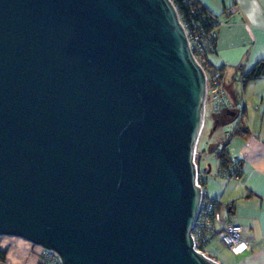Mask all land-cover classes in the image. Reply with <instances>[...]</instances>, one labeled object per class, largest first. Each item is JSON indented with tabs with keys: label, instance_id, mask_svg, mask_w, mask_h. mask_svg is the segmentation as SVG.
<instances>
[{
	"label": "water",
	"instance_id": "water-1",
	"mask_svg": "<svg viewBox=\"0 0 264 264\" xmlns=\"http://www.w3.org/2000/svg\"><path fill=\"white\" fill-rule=\"evenodd\" d=\"M205 96L171 0H0V237L62 264H220L191 237Z\"/></svg>",
	"mask_w": 264,
	"mask_h": 264
},
{
	"label": "crops",
	"instance_id": "crops-1",
	"mask_svg": "<svg viewBox=\"0 0 264 264\" xmlns=\"http://www.w3.org/2000/svg\"><path fill=\"white\" fill-rule=\"evenodd\" d=\"M195 1L219 22L216 50L207 61L212 69H222L221 83L229 99V107L223 111L234 113L231 130L244 111L242 117L248 128L244 139L233 138L226 147L234 162H242L241 177L235 180L218 176L216 161L211 178L214 184L203 180V189L210 199L219 202L221 214L242 228V239L254 245L249 252L237 254L214 243L217 255L212 259H220L221 264H264V75L248 79L251 71L264 64V0ZM210 117L213 127V113ZM219 128L217 125L210 135ZM227 135L225 140L211 143L208 150L222 145ZM206 172H211V165ZM228 208H232L229 215ZM3 237L8 239L0 242L4 253L0 264H40L38 249L31 243Z\"/></svg>",
	"mask_w": 264,
	"mask_h": 264
},
{
	"label": "built area",
	"instance_id": "built-area-1",
	"mask_svg": "<svg viewBox=\"0 0 264 264\" xmlns=\"http://www.w3.org/2000/svg\"><path fill=\"white\" fill-rule=\"evenodd\" d=\"M180 23L187 36L188 46L191 53L196 62L201 66V64L197 61L195 54H199L201 52V48L204 46L203 37L200 35H192L189 37L184 25L181 21ZM204 73L206 75V96L204 109L205 104L208 102L211 106L213 114H218L229 107V99L223 90L221 80H219L217 76L212 77L205 71ZM195 156L196 152L193 160L196 167V184L201 188V198L197 214L191 228V237L195 250L207 256L206 249L208 246L214 243H219L223 247L237 254L249 252L254 244L250 241L242 239V228L228 220L227 217L223 216L219 211V202L210 199L206 195L203 187H201L200 177L202 174L198 172ZM238 178L239 177H234L233 179L236 180ZM35 247L38 249L37 256L40 264H62L59 256L54 251L46 250L40 246Z\"/></svg>",
	"mask_w": 264,
	"mask_h": 264
},
{
	"label": "trees",
	"instance_id": "trees-1",
	"mask_svg": "<svg viewBox=\"0 0 264 264\" xmlns=\"http://www.w3.org/2000/svg\"><path fill=\"white\" fill-rule=\"evenodd\" d=\"M173 3L180 21L184 25L189 37L192 35H200L203 37V47L199 54H195L197 61L201 64L205 72L210 74L212 77L217 76L219 80L222 79V69L214 70L208 65L207 57L213 54L216 50V34L215 30L219 26L217 18L213 17L208 13L197 1L195 0H171ZM264 75V64L257 66L249 74V80L258 79L260 76ZM244 111L239 116L237 122L234 124L232 130L226 137V141L222 145H215L210 148L217 161V175L225 176L227 178L233 179L234 177H241V161L234 162L229 155L226 147L228 142L236 137L245 138L248 133V128L244 122L242 115ZM213 120L216 121L218 126H227L233 120L234 117L228 116L224 111L213 114ZM199 158L195 156V162L198 163ZM206 171H201L202 176L200 177V185L203 187V176ZM231 209L228 208L227 215L231 214ZM4 258V253L0 251V262Z\"/></svg>",
	"mask_w": 264,
	"mask_h": 264
},
{
	"label": "rangeland",
	"instance_id": "rangeland-1",
	"mask_svg": "<svg viewBox=\"0 0 264 264\" xmlns=\"http://www.w3.org/2000/svg\"><path fill=\"white\" fill-rule=\"evenodd\" d=\"M212 113L213 112L211 110L210 104L207 102L205 104L204 109V125L196 147V155L199 158L198 163H196L198 172L201 174V171H206L208 165H211V172H208L203 176V180L205 182L209 181L210 185L214 184L212 183L211 178L213 177L216 171V159L214 154L210 152V150H208V147L211 143H214L215 141L219 142L221 140H225V136L228 134L232 127L231 124L223 126L217 129L212 135H210V131L212 129V120L210 116ZM204 186L205 185H203V187ZM215 187L217 188V186ZM7 239L8 238L1 236L0 242L6 241ZM206 255L209 258H212L213 256L217 255V251L216 249H214L213 244L208 246V248L206 249ZM216 261L220 264L222 263L220 259H217Z\"/></svg>",
	"mask_w": 264,
	"mask_h": 264
}]
</instances>
